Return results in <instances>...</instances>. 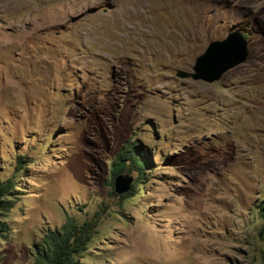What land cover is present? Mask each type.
Wrapping results in <instances>:
<instances>
[{
  "label": "rangeland",
  "instance_id": "374dc122",
  "mask_svg": "<svg viewBox=\"0 0 264 264\" xmlns=\"http://www.w3.org/2000/svg\"><path fill=\"white\" fill-rule=\"evenodd\" d=\"M232 29L245 62L177 75ZM0 178L20 185L0 264L70 217L94 224L79 264H264V0H0Z\"/></svg>",
  "mask_w": 264,
  "mask_h": 264
},
{
  "label": "trees",
  "instance_id": "16d2710c",
  "mask_svg": "<svg viewBox=\"0 0 264 264\" xmlns=\"http://www.w3.org/2000/svg\"><path fill=\"white\" fill-rule=\"evenodd\" d=\"M147 164V159L136 149L135 144L121 150L113 165L111 184L115 182L117 174L125 171L128 165L140 174L132 189L122 194V198H130L138 193V186L144 183L141 179ZM19 187L14 178H0V240L5 239L10 232L6 218L19 198ZM261 214L264 217V203ZM93 237L92 221L79 223L70 217L61 228H49L43 238L35 243V261L31 264H79V257L88 251ZM2 258L0 252V263Z\"/></svg>",
  "mask_w": 264,
  "mask_h": 264
},
{
  "label": "water",
  "instance_id": "95a60500",
  "mask_svg": "<svg viewBox=\"0 0 264 264\" xmlns=\"http://www.w3.org/2000/svg\"><path fill=\"white\" fill-rule=\"evenodd\" d=\"M249 56V41L244 32L232 29L223 39L212 40L206 51L196 59L192 71L179 70L181 78H193L214 82L220 80L229 69L245 62ZM134 176L123 172L117 174L114 182L117 195L132 189Z\"/></svg>",
  "mask_w": 264,
  "mask_h": 264
},
{
  "label": "clouds",
  "instance_id": "9594fccd",
  "mask_svg": "<svg viewBox=\"0 0 264 264\" xmlns=\"http://www.w3.org/2000/svg\"><path fill=\"white\" fill-rule=\"evenodd\" d=\"M246 36V35H245Z\"/></svg>",
  "mask_w": 264,
  "mask_h": 264
}]
</instances>
